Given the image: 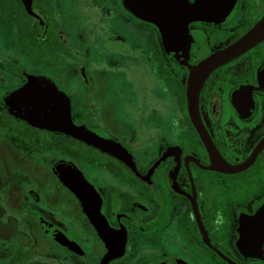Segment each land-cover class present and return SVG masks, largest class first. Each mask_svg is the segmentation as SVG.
<instances>
[{
    "label": "flooded vegetation",
    "instance_id": "flooded-vegetation-1",
    "mask_svg": "<svg viewBox=\"0 0 264 264\" xmlns=\"http://www.w3.org/2000/svg\"><path fill=\"white\" fill-rule=\"evenodd\" d=\"M0 227V264H264V0H0Z\"/></svg>",
    "mask_w": 264,
    "mask_h": 264
},
{
    "label": "water",
    "instance_id": "water-1",
    "mask_svg": "<svg viewBox=\"0 0 264 264\" xmlns=\"http://www.w3.org/2000/svg\"><path fill=\"white\" fill-rule=\"evenodd\" d=\"M126 8L132 13L135 12V9L131 3L126 4ZM212 62L209 63L207 62L204 64V66H206L207 68V66L213 64ZM13 107H14L13 110L12 109L11 110L14 112L10 110L11 113H18L15 115L24 118L26 122L33 127L41 128V129L45 128L49 130L57 129L60 130L61 132H65L68 134L71 133V135L79 139L86 140L85 135H81L73 129L69 119L68 105L60 106V114H61L60 118H53L52 116L51 118H49L48 116L53 115L54 111L53 110L48 111L47 105H42V104L36 106L14 105Z\"/></svg>",
    "mask_w": 264,
    "mask_h": 264
},
{
    "label": "rangeland",
    "instance_id": "rangeland-1",
    "mask_svg": "<svg viewBox=\"0 0 264 264\" xmlns=\"http://www.w3.org/2000/svg\"><path fill=\"white\" fill-rule=\"evenodd\" d=\"M11 234H13V233H9L0 227V242H9L8 236H10ZM1 260H2V258H0V262H1Z\"/></svg>",
    "mask_w": 264,
    "mask_h": 264
}]
</instances>
